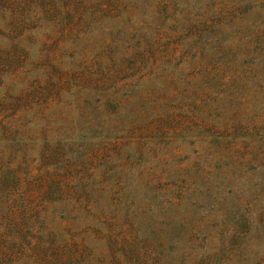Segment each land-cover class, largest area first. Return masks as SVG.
Wrapping results in <instances>:
<instances>
[{"label":"rangeland","instance_id":"374dc122","mask_svg":"<svg viewBox=\"0 0 264 264\" xmlns=\"http://www.w3.org/2000/svg\"><path fill=\"white\" fill-rule=\"evenodd\" d=\"M0 264H264V0H0Z\"/></svg>","mask_w":264,"mask_h":264}]
</instances>
